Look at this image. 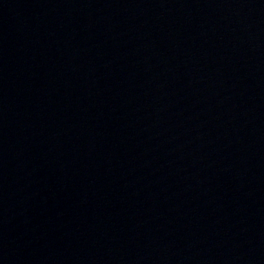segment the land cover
Returning <instances> with one entry per match:
<instances>
[{
    "label": "water",
    "instance_id": "1",
    "mask_svg": "<svg viewBox=\"0 0 264 264\" xmlns=\"http://www.w3.org/2000/svg\"><path fill=\"white\" fill-rule=\"evenodd\" d=\"M0 264H264V0H0Z\"/></svg>",
    "mask_w": 264,
    "mask_h": 264
}]
</instances>
